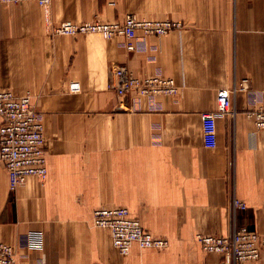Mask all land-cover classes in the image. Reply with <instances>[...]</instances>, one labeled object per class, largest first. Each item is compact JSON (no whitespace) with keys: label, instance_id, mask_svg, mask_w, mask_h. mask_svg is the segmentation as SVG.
I'll return each instance as SVG.
<instances>
[{"label":"crops","instance_id":"crops-1","mask_svg":"<svg viewBox=\"0 0 264 264\" xmlns=\"http://www.w3.org/2000/svg\"><path fill=\"white\" fill-rule=\"evenodd\" d=\"M0 5V89L31 94L44 124L47 177L17 191L0 168V242L16 264H225L198 234L232 233L233 199L248 209L239 225L264 235V0H53ZM181 24L165 36H57L64 21H122L127 15ZM176 81L170 96H121L116 68ZM249 80L246 90L236 84ZM72 82L81 91L70 90ZM216 146L203 140V115L218 110ZM2 118L0 116V126ZM123 207L166 248L127 255L99 208ZM255 264H264V251Z\"/></svg>","mask_w":264,"mask_h":264},{"label":"built area","instance_id":"built-area-1","mask_svg":"<svg viewBox=\"0 0 264 264\" xmlns=\"http://www.w3.org/2000/svg\"><path fill=\"white\" fill-rule=\"evenodd\" d=\"M36 2L49 8L52 0H0L1 4ZM181 24L171 20H144L135 15H127L124 21L103 23L71 22L61 23L54 30L57 36H76L79 34L100 33L107 39L125 38L127 48L135 50L134 39L138 33L145 36L162 37ZM118 80L115 87L119 95L138 93L141 96H170L178 92L174 79L161 76H135L128 68L120 66L115 69ZM249 80L236 84L235 92L246 90ZM73 93L81 91L79 82H72ZM232 107V94L227 90L218 93V110L203 115V140L207 148L216 146L217 116L229 114ZM0 168L5 167L9 173L10 189L17 191L30 177L45 179L48 174L47 155L45 151L44 124L37 112L30 93L23 96L13 91L0 89ZM259 129H264V105L252 113ZM247 204L235 197L232 203L233 228L227 236L198 234L197 241L207 253L224 256L225 264H255L264 251V235L247 226L239 225L238 214L246 211ZM97 228L111 233L114 245L123 254H129L134 244L142 249H162L168 246V240L157 238L146 232L139 220L133 218L127 208H99L94 213ZM13 247L0 242V264H16Z\"/></svg>","mask_w":264,"mask_h":264},{"label":"rangeland","instance_id":"rangeland-1","mask_svg":"<svg viewBox=\"0 0 264 264\" xmlns=\"http://www.w3.org/2000/svg\"><path fill=\"white\" fill-rule=\"evenodd\" d=\"M53 1V0H52ZM22 3H24V2H22ZM10 4H21V3H10ZM44 8V7H43ZM50 8H51V6L47 9V8H45L48 12H50ZM47 12V13H48ZM125 19V18H124ZM92 21H100V22H103V23H108V22H105V21H102V20H99V19H95V20H92ZM92 21H71V22H77V23H81V22H92ZM117 21H119V20H117ZM122 21H124V20H122ZM122 21H119V22H122ZM64 22H66V21H64ZM112 22H114V21H112ZM63 23V22H62ZM57 28V27H56ZM55 30V29H54ZM53 34H54V31H53ZM90 34H100V33H90ZM55 35V34H54ZM80 35V34H79ZM102 35V34H101ZM77 36V35H76ZM103 37H104V35H102ZM105 38V37H104ZM119 38H122V37H119ZM105 39H107V38H105ZM114 39H117V38H114ZM114 39H107V40H114Z\"/></svg>","mask_w":264,"mask_h":264}]
</instances>
